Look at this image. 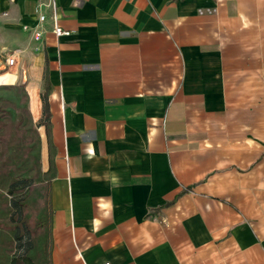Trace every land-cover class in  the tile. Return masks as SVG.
Listing matches in <instances>:
<instances>
[{"label": "crops", "instance_id": "crops-1", "mask_svg": "<svg viewBox=\"0 0 264 264\" xmlns=\"http://www.w3.org/2000/svg\"><path fill=\"white\" fill-rule=\"evenodd\" d=\"M49 2L0 0V84L50 169L51 264H264V0H54L60 37Z\"/></svg>", "mask_w": 264, "mask_h": 264}, {"label": "trees", "instance_id": "trees-1", "mask_svg": "<svg viewBox=\"0 0 264 264\" xmlns=\"http://www.w3.org/2000/svg\"><path fill=\"white\" fill-rule=\"evenodd\" d=\"M27 100L23 84H0V264H51L47 189H40L51 173L41 172ZM42 101L48 134L45 91Z\"/></svg>", "mask_w": 264, "mask_h": 264}, {"label": "built area", "instance_id": "built-area-1", "mask_svg": "<svg viewBox=\"0 0 264 264\" xmlns=\"http://www.w3.org/2000/svg\"><path fill=\"white\" fill-rule=\"evenodd\" d=\"M52 9V17L54 20V27L52 28V31L55 36H67L69 35V31H66L62 29L56 22V8H55V2L54 0H50V2L47 4ZM46 16L44 13L39 12L38 14V24L36 27H26L23 28L25 30H28L30 33V37L33 41L38 42L42 39L44 27H42V23L45 21ZM6 64L8 66H13L15 64V54L12 52L6 57ZM100 264H111L110 262H103Z\"/></svg>", "mask_w": 264, "mask_h": 264}, {"label": "rangeland", "instance_id": "rangeland-1", "mask_svg": "<svg viewBox=\"0 0 264 264\" xmlns=\"http://www.w3.org/2000/svg\"><path fill=\"white\" fill-rule=\"evenodd\" d=\"M43 204V203H42ZM44 207H47L48 211H49V200H48V196L46 198V201H44Z\"/></svg>", "mask_w": 264, "mask_h": 264}]
</instances>
